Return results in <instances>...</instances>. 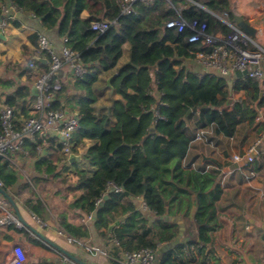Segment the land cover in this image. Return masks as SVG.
Returning a JSON list of instances; mask_svg holds the SVG:
<instances>
[{"label": "trees", "instance_id": "1", "mask_svg": "<svg viewBox=\"0 0 264 264\" xmlns=\"http://www.w3.org/2000/svg\"><path fill=\"white\" fill-rule=\"evenodd\" d=\"M5 1L0 0V8ZM8 1L23 13L39 18L45 30L57 29L59 37L68 40L65 47L78 55L84 69L83 75L72 76L67 84L61 83L59 76L55 79L62 88L52 103L53 109L74 111L80 117L71 151L86 147L83 153L86 168L76 171V190L82 192L75 201L76 207L95 214L96 229L117 243L114 257L142 249L157 252L179 232L178 225L166 218L180 217L194 224L197 239L190 232L191 226L187 229L185 226L184 234L190 238L163 254L159 264H190L195 260L194 248L204 261L206 247L219 226L217 204L223 189L217 182V172L184 166L195 138L188 131L187 123L192 116H197V132L213 129L214 134L231 138L240 117L253 123L258 114L244 101L227 106L231 93L225 78L200 77L186 71L181 60L195 58L198 46L189 43L188 27L180 33L177 29H168L166 23L180 18L186 22L198 19L207 23L209 33L228 36L232 29L220 20L233 22L228 1L155 0L151 4H136L135 12L129 15L122 14L121 0ZM84 11L90 17L84 19ZM103 20H116L119 27L112 26L103 34L91 29L93 21ZM39 36L34 34L30 38L36 49ZM126 42L131 45L130 63L120 69L110 84L120 97L113 102L117 124L107 129L105 120L98 122L94 107L95 86L99 80L94 70H114ZM38 56L47 63L33 58L25 67L18 65L19 77L26 76L30 82H36L48 71L49 54L43 52ZM31 64L36 67L31 68ZM261 84L244 77L235 80L232 90L247 92L259 101L260 107L264 106ZM4 85L10 83L4 81ZM29 96L27 86H18L12 95L6 96V105L12 109L17 127L23 120L37 117L20 103ZM189 111L192 112L188 115ZM41 143V140L36 144L28 140L25 149L36 150ZM66 157L55 155V160L64 161ZM40 163L47 167L48 174L56 175L45 159ZM0 180L6 193L17 183L8 157H0ZM111 185L120 191L111 190ZM135 198H142L156 218L152 226L132 202H124ZM39 205L31 207L32 213L43 220L44 208ZM117 221L119 224L109 234L108 227ZM61 227L77 240L88 236V231L82 228L67 223Z\"/></svg>", "mask_w": 264, "mask_h": 264}, {"label": "crops", "instance_id": "2", "mask_svg": "<svg viewBox=\"0 0 264 264\" xmlns=\"http://www.w3.org/2000/svg\"><path fill=\"white\" fill-rule=\"evenodd\" d=\"M227 1L230 12L232 10L236 15L243 17L256 30V36L252 41L264 50V0ZM12 6V3L6 0L2 6L6 14H0V19L6 23L2 30L5 39H0V113L7 106L6 96L12 95L18 86H27L30 96L20 103L26 111L29 110L32 115L37 116L35 82H30L26 76L19 77L17 66L25 67L31 59H40L37 49L30 42L34 34L45 35L52 51L60 57L65 43L59 37L57 29L45 30L39 18L30 13L13 10ZM82 17L84 19L90 17L89 12L84 11ZM94 22L96 21L92 23ZM227 22L235 27L234 21ZM130 49V43L126 42L122 57L114 70L110 72H104L102 68L94 70L99 77L95 86L97 101L94 107L98 122L105 120L107 129H112L117 124L113 102L120 98L110 87L111 82L108 84V79L114 74L117 75L123 66L130 63ZM181 62L186 71L200 77L206 75L223 77L204 67L195 58L182 59ZM262 68L264 71V61ZM58 76L61 83L67 84L72 81V76L79 75H76L69 66H65ZM223 78L231 93L227 106H231L230 103L233 102L244 101L251 109L256 110L257 117L261 116L262 119L257 121L256 117L251 123L248 119L240 117L237 131L231 138L216 135L213 129H208L209 143L192 142L190 146L184 166L196 170H205L206 167L211 166L209 171L217 172V182L223 189V196L217 204L219 226L212 234V242L206 247L204 253L206 259L203 261V257L194 248L192 250L195 260L190 264H264V106L259 107V101L254 100L247 92L232 90L235 80L244 77H239L236 73ZM4 81H8L10 85H4ZM72 93L75 92L72 90ZM261 96L264 97L263 91ZM33 97L35 99H32ZM196 118L197 116H192L187 123L192 138L197 133ZM39 140L42 143L37 144L36 150L29 148L24 149L25 152H11L8 155L11 168L17 176V183L7 190V194L16 205L12 212L26 228L20 229L14 225L0 226V264L6 258L13 256L16 247L22 248L25 253L24 264H77L74 258L86 264H119V257L113 256V241L95 227V214H88L75 205L77 197L82 193L76 190L78 181L76 171L86 168L83 156L86 147H77L72 154L78 156V160L70 163L69 156L63 152L58 134L51 132L29 141L36 144ZM249 153L255 158L252 168L257 175L253 180L248 181L242 172L235 170L236 164L232 158L235 155L245 156ZM55 155L67 156V159L58 161L55 160ZM44 159L55 169V176L52 173L48 174L47 167L40 163ZM129 201L149 218L150 226L156 222L153 214L144 210L142 198L124 200V202ZM33 205L44 208L45 223H47L46 214H50L54 224L67 223L74 228H82L88 231V236L81 237L78 243H70L66 235L55 233L48 224L42 226L33 218L31 208ZM90 216L92 219H89ZM172 219L183 221L186 229L191 226L190 232L197 239L194 224L180 217ZM189 238L190 236L185 233L182 242H186ZM48 241L55 246L50 245ZM92 248L107 252L108 256L95 253Z\"/></svg>", "mask_w": 264, "mask_h": 264}, {"label": "built area", "instance_id": "3", "mask_svg": "<svg viewBox=\"0 0 264 264\" xmlns=\"http://www.w3.org/2000/svg\"><path fill=\"white\" fill-rule=\"evenodd\" d=\"M155 0H121L122 14L129 15L135 12L134 7L138 3L151 4ZM13 10L21 11L16 6H12ZM6 14L5 8H0V14ZM1 16V15H0ZM226 24V19L220 18ZM228 25V24H227ZM6 23L0 19V29L5 28ZM119 27L116 20L96 21L92 23L91 29L101 34L108 31L111 27ZM230 26V25H229ZM168 29H177L180 33L188 27L191 35L188 38L189 43L198 46V50L194 52L195 59L209 70L219 73L223 77L230 74L246 71V77L254 79L261 84L264 92V71L262 64L264 61V50L258 47L248 35L243 31L232 27V32L228 35L212 34L208 32L206 22H200L194 19L186 22L183 19L171 20L166 23ZM67 43V39H63ZM37 51L39 53H47L50 56L48 61V71L38 78L35 82V88L38 92L35 109L38 112L36 118H30L22 121L20 127L14 122V114L12 109L5 106L1 110L2 134L0 135V157H8L11 152H25L26 142L36 137L46 136L48 133H56L61 139L63 152L69 156L72 154L71 146L73 135L79 128L80 117L77 112L66 111L63 108L53 109L52 103L56 100V95L61 91V84L55 79L60 71L69 66L76 75L83 74V68L78 55L66 47L62 56H58L52 51V47L45 35H40L38 39ZM35 68L34 64L30 65ZM262 117H257L260 121ZM209 131L200 130L196 133L193 142H208ZM210 143H212L210 141ZM232 161L236 164L237 171L244 174L246 180H253L257 173L252 168L255 158L252 154L245 156L235 155ZM211 166L206 167L205 171H209ZM4 183L0 180V188L3 189ZM111 190L117 192L120 189L111 185ZM144 210L148 211L147 206L143 202ZM13 207L8 202L6 196L0 192V226L14 225L17 228H26L24 223L20 221L12 212ZM33 218L42 226H47L43 220L33 214ZM89 219H92L90 216ZM59 232L66 235L70 243H78L79 241L63 230L61 225H57ZM33 234V233H32ZM34 235V234H33ZM113 245H117L113 242ZM95 253L108 256L107 252L92 248ZM156 253L150 249H142L132 253H122L119 257V264H156ZM113 258V257H112ZM26 261L25 253L22 248L16 247L13 250V256L6 258L2 264H24Z\"/></svg>", "mask_w": 264, "mask_h": 264}, {"label": "water", "instance_id": "4", "mask_svg": "<svg viewBox=\"0 0 264 264\" xmlns=\"http://www.w3.org/2000/svg\"><path fill=\"white\" fill-rule=\"evenodd\" d=\"M206 12L214 15L212 12L208 11L207 9H204ZM231 14H232V17H233V21H234V24H235V28L243 31L246 35H248L250 38H255L256 36V30L241 16H238L236 15L232 10H231ZM215 16V15H214ZM228 25H230L229 23H227ZM231 26V25H230ZM0 39H5V36L3 34V31L2 29H0ZM36 60H39L41 62H44V63H47V60L46 59H43V58H36ZM247 74L246 71L244 72H238L237 75L239 77H245ZM116 76V74L112 75L109 79H108V84H110V82L112 81V79ZM34 93L35 95H38V92L36 90V88L34 89ZM192 111H189L188 112V115L191 113ZM194 112H196V109H194ZM78 160V156H76L75 154H71L69 155L68 157V161L70 163H73L74 161ZM0 192L2 194H4L8 200V202L11 204V206L15 209L16 208V205H15V202L13 201V199L4 191V189L0 188ZM105 200L107 199V196H105L104 198ZM103 203H101L100 205H102ZM166 220H171L173 222H175L178 227H179V232L176 236V238L170 242V243H167V244H164L163 246L160 247V249L157 251L156 253V264H159V258L165 254L166 252H168L170 249L176 247L177 245L181 244L182 241H183V237H184V231H185V224L183 221H175L174 219L172 218H166ZM46 222L47 224L54 230L55 233L59 232V228L56 224L53 223V221L51 220V217H50V214H46ZM119 224V222H115L113 224H111L109 227H108V233L111 234L112 230L114 227H116L117 225ZM48 243L52 246H55L53 243H51L50 241H48ZM74 260L76 261L77 264H86V263H83L82 261L78 260V259H75Z\"/></svg>", "mask_w": 264, "mask_h": 264}]
</instances>
